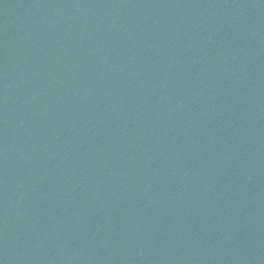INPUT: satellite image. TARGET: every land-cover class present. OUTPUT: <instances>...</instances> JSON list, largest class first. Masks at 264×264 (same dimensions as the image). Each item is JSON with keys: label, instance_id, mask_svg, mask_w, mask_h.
I'll return each instance as SVG.
<instances>
[{"label": "water", "instance_id": "95a60500", "mask_svg": "<svg viewBox=\"0 0 264 264\" xmlns=\"http://www.w3.org/2000/svg\"><path fill=\"white\" fill-rule=\"evenodd\" d=\"M0 264H264V0H0Z\"/></svg>", "mask_w": 264, "mask_h": 264}]
</instances>
